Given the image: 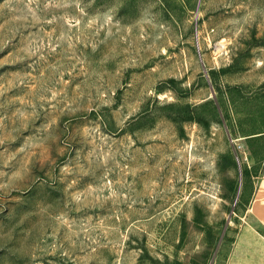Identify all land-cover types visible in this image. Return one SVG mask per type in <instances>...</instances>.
Returning a JSON list of instances; mask_svg holds the SVG:
<instances>
[{
  "label": "rangeland",
  "instance_id": "1",
  "mask_svg": "<svg viewBox=\"0 0 264 264\" xmlns=\"http://www.w3.org/2000/svg\"><path fill=\"white\" fill-rule=\"evenodd\" d=\"M263 198L264 0H0V264H264Z\"/></svg>",
  "mask_w": 264,
  "mask_h": 264
},
{
  "label": "crops",
  "instance_id": "2",
  "mask_svg": "<svg viewBox=\"0 0 264 264\" xmlns=\"http://www.w3.org/2000/svg\"><path fill=\"white\" fill-rule=\"evenodd\" d=\"M247 207H254V206H253V205H250V206H247ZM260 217H261V218L259 219L260 222L264 224V219H263L262 215H260ZM249 227H250V226H249ZM250 228H252V227H250ZM255 238H256V237L254 236V237H253V240H254V241L256 240ZM259 240H261V239H259Z\"/></svg>",
  "mask_w": 264,
  "mask_h": 264
},
{
  "label": "bare ground",
  "instance_id": "3",
  "mask_svg": "<svg viewBox=\"0 0 264 264\" xmlns=\"http://www.w3.org/2000/svg\"><path fill=\"white\" fill-rule=\"evenodd\" d=\"M262 217H263V219H264V214H262Z\"/></svg>",
  "mask_w": 264,
  "mask_h": 264
},
{
  "label": "built area",
  "instance_id": "4",
  "mask_svg": "<svg viewBox=\"0 0 264 264\" xmlns=\"http://www.w3.org/2000/svg\"><path fill=\"white\" fill-rule=\"evenodd\" d=\"M263 202H264V198H263Z\"/></svg>",
  "mask_w": 264,
  "mask_h": 264
}]
</instances>
